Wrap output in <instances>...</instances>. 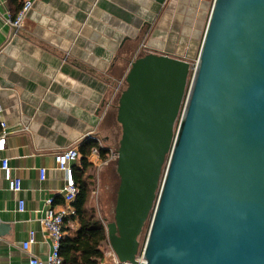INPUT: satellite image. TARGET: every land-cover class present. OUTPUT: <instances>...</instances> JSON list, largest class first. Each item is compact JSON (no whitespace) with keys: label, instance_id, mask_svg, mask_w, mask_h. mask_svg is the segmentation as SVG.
I'll return each mask as SVG.
<instances>
[{"label":"water","instance_id":"95a60500","mask_svg":"<svg viewBox=\"0 0 264 264\" xmlns=\"http://www.w3.org/2000/svg\"><path fill=\"white\" fill-rule=\"evenodd\" d=\"M125 81L119 261L264 264V0H214L195 65L145 53Z\"/></svg>","mask_w":264,"mask_h":264},{"label":"crops","instance_id":"0c3cea01","mask_svg":"<svg viewBox=\"0 0 264 264\" xmlns=\"http://www.w3.org/2000/svg\"><path fill=\"white\" fill-rule=\"evenodd\" d=\"M32 1L24 26L16 29L8 22V1L0 0V101L7 123L6 149L0 152V264L47 257L51 240L41 226L46 201L55 198L64 206L67 186L55 155L79 150L90 137L115 148L122 131L110 135L118 124L110 110L137 52L146 45L141 55L191 61L174 53L195 51L214 0ZM2 159L22 181L18 194L4 180ZM80 165L79 157L73 168ZM41 169H46L44 179ZM32 231L36 241L25 252L22 244Z\"/></svg>","mask_w":264,"mask_h":264},{"label":"built area","instance_id":"2783aa9c","mask_svg":"<svg viewBox=\"0 0 264 264\" xmlns=\"http://www.w3.org/2000/svg\"><path fill=\"white\" fill-rule=\"evenodd\" d=\"M1 5L2 3L0 2V7ZM33 6H34V2L32 0H25L20 13L17 15L15 19H13L12 15L10 14L8 19L9 24L13 28L21 29L24 26L28 14L33 9ZM145 47L146 45L143 46V49H145ZM143 49H140L137 52L134 61L141 55V51ZM124 82L125 81H122L118 84V87L116 88V92L113 97V101L117 97V95L122 91ZM0 126L2 128V133L0 134V152H1L6 149V136H7L6 133L7 123L4 120V108L1 101H0ZM90 139L98 142V147H95L92 150L90 158L92 160H96L97 164L100 163L98 165L99 167H101L104 164L117 161L118 159L117 150L107 149V148H105L108 151L107 159L105 161L101 160L100 148H104L103 144L101 143V141H99L98 139H94L93 137H90ZM79 157L80 155L78 148H70L61 151L55 155L56 168L64 172L67 179V186L64 192L65 205L61 207L57 205L55 198H49L46 201L47 211L45 212V216L41 219V226L44 233L51 240V251L45 259H42L35 255H31L29 264H63V259L61 257V243L67 235V231L65 230L66 227L65 221L75 214L73 203L75 201L78 190L74 179L73 164L78 161ZM1 170L4 175V180L8 183L9 190L15 194L20 193L22 191V181L20 178L15 177L13 175V169L10 166L8 159L1 160ZM45 172L46 169L40 170L41 178L43 179L45 177ZM18 208H19V212H24L26 210L24 200L19 201ZM35 241H36L35 232L32 231L29 234V239L23 242L22 249L25 252H29L31 246L35 243ZM109 257L113 258L114 264H132L130 262L121 263L113 250L109 254ZM137 262L138 264L146 263L142 252L137 256Z\"/></svg>","mask_w":264,"mask_h":264},{"label":"trees","instance_id":"16d2710c","mask_svg":"<svg viewBox=\"0 0 264 264\" xmlns=\"http://www.w3.org/2000/svg\"><path fill=\"white\" fill-rule=\"evenodd\" d=\"M10 13L15 19L20 13L25 0H7ZM98 147L95 140H86L79 148L80 169H73L78 193L73 207L75 214L65 221L67 235L61 243L63 264H102L106 260L104 247L108 244L105 225L92 207L94 191V164L90 161L92 150ZM107 149L100 148V158L107 159ZM76 223V228L71 225ZM149 230V228H148ZM147 233L141 240L143 248Z\"/></svg>","mask_w":264,"mask_h":264},{"label":"rangeland","instance_id":"374dc122","mask_svg":"<svg viewBox=\"0 0 264 264\" xmlns=\"http://www.w3.org/2000/svg\"><path fill=\"white\" fill-rule=\"evenodd\" d=\"M211 9L206 16L204 27L200 28L198 30L199 34L197 37V43L195 44V51H192V48L190 50L186 49L181 52H175V55H178L182 58H188L190 59L192 65H195L199 56L200 48L202 45L203 37L207 28L208 20L210 17ZM127 84L126 81L124 82V86L122 88V91L117 95V97L114 99L112 103V109L110 110L111 113H114L115 118H117L118 114V102L119 97L121 93L126 89ZM122 128L121 125L115 126V130L113 127H111L110 135L114 137V135L121 134ZM117 143V142H116ZM114 146V145H113ZM118 144L115 145V150H117ZM107 165V166H105ZM116 162H113V164H104L101 167L97 166L92 171L94 173V191L92 193L91 203L92 207L97 211V215L100 218V220L103 222V224L106 227V224L108 222L114 221L115 218V207H116V197H117V190L119 187V175L117 178L114 177V171L117 172ZM118 174V173H117ZM163 178V177H162ZM150 226V221H148L147 226L144 230L142 239L144 238L145 234L148 231V228ZM106 260L102 264H114V260L112 257H109V254L111 253L112 249L108 242L106 246L104 247Z\"/></svg>","mask_w":264,"mask_h":264},{"label":"flooded vegetation","instance_id":"af4514ba","mask_svg":"<svg viewBox=\"0 0 264 264\" xmlns=\"http://www.w3.org/2000/svg\"><path fill=\"white\" fill-rule=\"evenodd\" d=\"M118 125L120 126L119 122H118ZM114 177L117 178L118 177V174L117 172L114 171Z\"/></svg>","mask_w":264,"mask_h":264}]
</instances>
